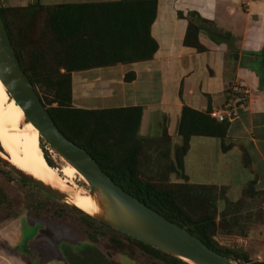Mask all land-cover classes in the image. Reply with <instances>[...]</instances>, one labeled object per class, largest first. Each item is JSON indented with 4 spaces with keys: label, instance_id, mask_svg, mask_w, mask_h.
Segmentation results:
<instances>
[{
    "label": "trees",
    "instance_id": "16d2710c",
    "mask_svg": "<svg viewBox=\"0 0 264 264\" xmlns=\"http://www.w3.org/2000/svg\"><path fill=\"white\" fill-rule=\"evenodd\" d=\"M1 1L0 14L20 67L63 135L85 149L125 192L184 228L214 251L247 264L246 254L234 255L228 249L216 247L213 238L219 229L216 223L217 187L191 184L183 173V158L192 136L217 137L225 150L223 139L230 125L229 116L219 121L210 116L209 109L198 111L183 105L177 130L181 145L171 152L168 147L159 148L166 143L162 140H169L165 132V137L160 139L139 134L143 110L140 106L103 109L73 106V72L148 61L154 57L158 45L151 35V25L156 17L158 0L62 2L49 5L33 0L26 6H4ZM35 28H38L37 31ZM197 32L198 28L189 23L183 43L197 51H204ZM124 79L132 81L134 73H126ZM154 146L165 158L164 162L167 160L165 166L169 172L178 174L182 182L152 181L157 171L150 168L153 163H150L151 155L147 151ZM40 147L47 165L71 184L72 179L59 172L45 148ZM2 150L11 159L10 154ZM156 163L159 164L158 161ZM253 186L254 181L248 183L250 194H264L263 191H255ZM72 209L129 240L152 258L167 264H189L115 231L75 207ZM88 238L92 241L97 239L91 234ZM111 240L114 244H120L115 238ZM91 249L88 264L107 261L94 246L91 245ZM95 252L99 253L97 257ZM106 263L113 264L110 261Z\"/></svg>",
    "mask_w": 264,
    "mask_h": 264
},
{
    "label": "crops",
    "instance_id": "0c3cea01",
    "mask_svg": "<svg viewBox=\"0 0 264 264\" xmlns=\"http://www.w3.org/2000/svg\"><path fill=\"white\" fill-rule=\"evenodd\" d=\"M189 23L198 28L204 51L183 43ZM151 35L158 45L151 60L73 72V106H140L139 134L160 139L165 132L171 152L181 145L177 130L183 105L210 112L234 109L236 115L223 139L225 150L217 137L192 136L183 173L191 184L228 187L230 193L237 184L236 174L245 171L248 177L240 190L254 181V190L264 192V0H158ZM128 72L134 73L130 82L124 79ZM197 138L213 145L217 178L212 181L207 175L213 167L207 162H201L203 170L188 169L192 141ZM163 169L164 175L174 176L166 166ZM8 264L29 260L19 254L15 263Z\"/></svg>",
    "mask_w": 264,
    "mask_h": 264
},
{
    "label": "rangeland",
    "instance_id": "374dc122",
    "mask_svg": "<svg viewBox=\"0 0 264 264\" xmlns=\"http://www.w3.org/2000/svg\"><path fill=\"white\" fill-rule=\"evenodd\" d=\"M30 1L33 0H3L1 2L4 6H18L21 3L23 5L20 6H26ZM97 1L105 0H90V2ZM60 2L62 1L40 0L41 4L47 5ZM37 29L35 28V31ZM1 125L0 118V153H4L3 148L10 154L11 160L17 162L22 168L25 160L19 149L11 148L1 137ZM25 125L21 126V137L25 134ZM38 141L39 145L45 148L53 166L72 179L70 185L88 196L89 187L85 178L56 154L43 137L39 136ZM166 143L159 148H170V145ZM212 149V143H203L198 138L194 139L187 159L188 169L194 167L193 170L197 171L204 169L205 162L207 166L210 164V168L213 167V169L208 172L207 179L211 181L217 178ZM147 152L151 155L149 159L150 163H153L151 167L155 168L152 170L157 171V176L154 175L152 181L182 182L176 173L172 178L164 175L167 170L164 171L163 168L167 160L164 162L165 158L158 153L155 146ZM202 161L205 162L201 163ZM246 175L245 171L236 174L237 184L233 183L230 193L228 187L217 189L216 223L219 229L213 239L218 248L228 249L234 255L246 254L247 264L264 263V194H250L247 190L248 184L240 190V183L247 179ZM0 195V198L3 196L0 203V264L4 258L6 264L15 263L19 254L26 256L29 264H45L46 261H53V264H88L89 253L93 251L91 245L103 254V260L113 264H167L143 253L132 242L101 226L98 222L90 221L73 210L72 205L60 202L26 180L24 181L1 160ZM89 234L95 236L96 241L89 240ZM111 238L117 239L120 244H114ZM42 254L43 256H40ZM95 255L97 257L99 253L95 252ZM106 262L89 264H107Z\"/></svg>",
    "mask_w": 264,
    "mask_h": 264
},
{
    "label": "water",
    "instance_id": "95a60500",
    "mask_svg": "<svg viewBox=\"0 0 264 264\" xmlns=\"http://www.w3.org/2000/svg\"><path fill=\"white\" fill-rule=\"evenodd\" d=\"M0 80L10 96L23 109L26 120L37 128L40 136L56 154L85 178L89 187L88 193L97 205V212L89 214L78 209L67 201L65 193L19 170L0 155V160L11 170L48 196L72 205L115 231L189 264H244L209 248L187 230L167 220L125 192L105 174L97 161L85 149L63 135L21 69L1 14Z\"/></svg>",
    "mask_w": 264,
    "mask_h": 264
},
{
    "label": "bare ground",
    "instance_id": "6f19581e",
    "mask_svg": "<svg viewBox=\"0 0 264 264\" xmlns=\"http://www.w3.org/2000/svg\"><path fill=\"white\" fill-rule=\"evenodd\" d=\"M9 95L0 80L1 137L11 148L20 150L25 163L21 168L17 162H13L4 153V155L2 153L0 155L19 170L65 193L67 201L78 209L89 214L96 213L97 205L89 193L88 196L82 194L47 165L38 141L39 131L30 121L26 120L23 109ZM23 124H26V128L24 136L21 137V126Z\"/></svg>",
    "mask_w": 264,
    "mask_h": 264
},
{
    "label": "built area",
    "instance_id": "2783aa9c",
    "mask_svg": "<svg viewBox=\"0 0 264 264\" xmlns=\"http://www.w3.org/2000/svg\"><path fill=\"white\" fill-rule=\"evenodd\" d=\"M209 114L211 117L216 118L219 121H222L225 119L226 116H229L232 119L233 117H235L236 112L234 109H227L222 112L211 111Z\"/></svg>",
    "mask_w": 264,
    "mask_h": 264
}]
</instances>
